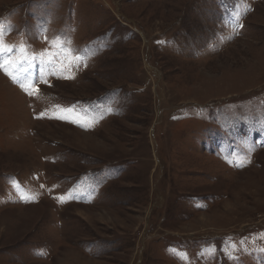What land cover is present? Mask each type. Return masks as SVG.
<instances>
[{
    "label": "rangeland",
    "instance_id": "374dc122",
    "mask_svg": "<svg viewBox=\"0 0 264 264\" xmlns=\"http://www.w3.org/2000/svg\"><path fill=\"white\" fill-rule=\"evenodd\" d=\"M0 30V264H264V0H0Z\"/></svg>",
    "mask_w": 264,
    "mask_h": 264
},
{
    "label": "snow or ice",
    "instance_id": "6c2138e0",
    "mask_svg": "<svg viewBox=\"0 0 264 264\" xmlns=\"http://www.w3.org/2000/svg\"><path fill=\"white\" fill-rule=\"evenodd\" d=\"M12 48L10 46H6L3 43L2 40V30H0V70H4L6 75H9L10 78L13 79L14 82H19L21 77L24 75L23 73L19 72V68L21 67V61H12L10 59H6L4 57L7 56V54L11 53ZM47 51V50H45ZM77 59H79V57H77ZM34 66V65H33ZM11 69V71H9L8 69ZM25 72H27V68H25L24 70ZM67 78V77H65ZM46 82V81H45ZM20 86L22 89H24L25 91H28V88L25 86L24 83H20ZM38 91V90H36ZM29 94H33L32 91H29ZM109 111H111V109H109ZM43 115V114H41ZM56 118H62V117H56ZM261 251H264V249H262ZM235 259L234 257H230Z\"/></svg>",
    "mask_w": 264,
    "mask_h": 264
},
{
    "label": "bare ground",
    "instance_id": "6f19581e",
    "mask_svg": "<svg viewBox=\"0 0 264 264\" xmlns=\"http://www.w3.org/2000/svg\"><path fill=\"white\" fill-rule=\"evenodd\" d=\"M60 126V125H59ZM56 129V128H55ZM55 132V131H54ZM80 133V132H79ZM80 134H83V133H80ZM89 136V135H88ZM83 139V138H82ZM36 207H38V206H36Z\"/></svg>",
    "mask_w": 264,
    "mask_h": 264
},
{
    "label": "crops",
    "instance_id": "0c3cea01",
    "mask_svg": "<svg viewBox=\"0 0 264 264\" xmlns=\"http://www.w3.org/2000/svg\"><path fill=\"white\" fill-rule=\"evenodd\" d=\"M59 254H60V252H59Z\"/></svg>",
    "mask_w": 264,
    "mask_h": 264
}]
</instances>
